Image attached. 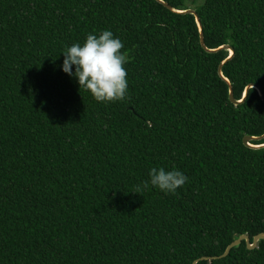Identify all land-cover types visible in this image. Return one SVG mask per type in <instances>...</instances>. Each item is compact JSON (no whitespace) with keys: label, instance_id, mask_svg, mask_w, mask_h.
Wrapping results in <instances>:
<instances>
[{"label":"trees","instance_id":"trees-1","mask_svg":"<svg viewBox=\"0 0 264 264\" xmlns=\"http://www.w3.org/2000/svg\"><path fill=\"white\" fill-rule=\"evenodd\" d=\"M0 0V264H193L264 234V0ZM123 42L127 97L60 70L89 33ZM222 66V76L219 66ZM260 146L261 141H251ZM179 169L174 194L142 187ZM198 264H264V241Z\"/></svg>","mask_w":264,"mask_h":264},{"label":"clouds","instance_id":"clouds-1","mask_svg":"<svg viewBox=\"0 0 264 264\" xmlns=\"http://www.w3.org/2000/svg\"><path fill=\"white\" fill-rule=\"evenodd\" d=\"M123 47L121 39L111 30L89 33L83 42L73 43L61 52L60 70L97 102L122 101L128 94L127 58L121 51ZM187 180L188 177L179 169L153 167L142 187L151 186L166 195L174 194Z\"/></svg>","mask_w":264,"mask_h":264},{"label":"water","instance_id":"water-1","mask_svg":"<svg viewBox=\"0 0 264 264\" xmlns=\"http://www.w3.org/2000/svg\"><path fill=\"white\" fill-rule=\"evenodd\" d=\"M157 1H158L159 3H161L164 7H166L167 9H169L170 11H172V12H174V13H178V14H180V13H184V14H189V15H192V16L195 17L196 23H197L198 28H199V31H200V44H201V46H202L207 52H209V53H215V52H217V51H219V50H227V51L230 52V56H229V58H228L226 61H229V60L233 57L234 52H233V50H232L229 46H223V47L219 48L218 50H208V49L205 47V44H204V36H203V33H202V27H201V25H200V20H199V18H198V14H197V12H196L194 9H188V10H186V11H184V12H179V11H177V10H175V9H172L169 5H167L166 3L162 2L161 0H157ZM226 61L223 62V63L219 66V70H218V71H219V75L221 76V78H223V76H222V72H221V70H222V66L224 65V63H226ZM250 88H253V89L257 90L259 96H260L261 99L264 101V97L262 96L261 90H260V88L257 87V86H250V87H248V88L245 90V92H244V95H243L242 100L239 101V102H238V101H235V99H234V97H233L232 89H230V93H229V101H230L232 104H234V105H239V104L243 103V101L245 100V98H246V96H247L248 90H249ZM263 139H264V135L261 136V137H249V136H247V137H245V138L243 139V144H244L245 146H248V147L253 148V149H260V148H264V144H263V145H260V146H253V145L250 144V142H251V141H258V142H259V141H261V140H263ZM260 241H264V234H259V235L255 236V237L253 238L252 242L250 241V238H249L248 236H246V235H239V236H237L236 239H235V240H234V241H233V242H232V243L226 248V250L224 251V253H223L222 255H220V256H216V257H210V258H208V257H203V258H201V259L195 261L193 264H198V262H201V261L211 262V261H216V260L225 259V258L228 257V255L230 254V251H231L232 249L238 248V247L242 244V242H245L246 247H247L248 250H254V249L257 247L258 242H260Z\"/></svg>","mask_w":264,"mask_h":264},{"label":"rangeland","instance_id":"rangeland-1","mask_svg":"<svg viewBox=\"0 0 264 264\" xmlns=\"http://www.w3.org/2000/svg\"><path fill=\"white\" fill-rule=\"evenodd\" d=\"M202 3V0H197L196 4H201Z\"/></svg>","mask_w":264,"mask_h":264}]
</instances>
